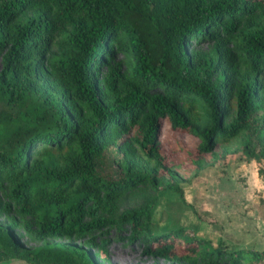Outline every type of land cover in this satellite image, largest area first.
<instances>
[{"label": "trees", "instance_id": "obj_1", "mask_svg": "<svg viewBox=\"0 0 264 264\" xmlns=\"http://www.w3.org/2000/svg\"><path fill=\"white\" fill-rule=\"evenodd\" d=\"M0 62V262L99 264L115 228L170 264H264L151 220L157 192L181 195L174 133L195 168L233 139L264 165V0H0Z\"/></svg>", "mask_w": 264, "mask_h": 264}, {"label": "rangeland", "instance_id": "obj_2", "mask_svg": "<svg viewBox=\"0 0 264 264\" xmlns=\"http://www.w3.org/2000/svg\"><path fill=\"white\" fill-rule=\"evenodd\" d=\"M191 44L204 51L211 47L204 43ZM164 143L169 149H181L170 156L174 163L172 168L178 174L181 195L171 188H163L156 193L152 205L153 226L182 225L221 248L264 252V183L257 174V168L264 166L263 163L247 160L238 147V140L233 139L226 146L218 144L214 148L215 156L206 154L202 166L195 168L189 161L195 143L192 138L174 133L172 138H165ZM224 149L231 153L222 155ZM153 193L145 185L126 194L118 201L113 216L144 205ZM6 222L8 220L0 218V223ZM190 223L197 227L193 228ZM13 229L22 247L36 245L20 228ZM125 235L126 231L111 228L94 240L102 242L106 256V259H98L99 264H170L146 254L137 242L127 243ZM71 242L74 246L82 244L79 239ZM0 264L27 263L8 260Z\"/></svg>", "mask_w": 264, "mask_h": 264}, {"label": "crops", "instance_id": "obj_3", "mask_svg": "<svg viewBox=\"0 0 264 264\" xmlns=\"http://www.w3.org/2000/svg\"><path fill=\"white\" fill-rule=\"evenodd\" d=\"M193 224H194V223H190L191 226H194L193 228L197 227L196 224H194V225H193Z\"/></svg>", "mask_w": 264, "mask_h": 264}]
</instances>
